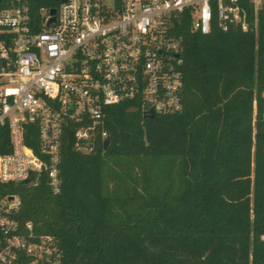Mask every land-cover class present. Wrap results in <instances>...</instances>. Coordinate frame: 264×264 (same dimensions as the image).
<instances>
[{"label": "trees", "instance_id": "1", "mask_svg": "<svg viewBox=\"0 0 264 264\" xmlns=\"http://www.w3.org/2000/svg\"><path fill=\"white\" fill-rule=\"evenodd\" d=\"M24 1L35 13L62 2ZM242 4L257 29L175 22L182 111L145 118L137 101L110 106L106 150L99 140L77 151L76 125L66 127L58 193L47 173L0 183V196L22 199L18 220L57 238L63 264H264V5ZM26 142L38 150L36 125ZM10 148L4 127L0 153Z\"/></svg>", "mask_w": 264, "mask_h": 264}, {"label": "built area", "instance_id": "2", "mask_svg": "<svg viewBox=\"0 0 264 264\" xmlns=\"http://www.w3.org/2000/svg\"><path fill=\"white\" fill-rule=\"evenodd\" d=\"M245 0H62L33 12L24 0L0 8V130L10 151L0 153V183H22L47 173L60 191L59 165L66 127L76 125L77 151L90 153L99 140L107 108L137 101L142 115L183 110L182 42L173 32L187 16L192 32L223 31L248 21ZM255 12L264 0H248ZM54 19L52 20V18ZM264 98V90L262 92ZM257 101H255V115ZM264 120V109L262 114ZM36 125L39 148L26 142ZM22 199L0 196V264H63L57 238L14 215Z\"/></svg>", "mask_w": 264, "mask_h": 264}, {"label": "water", "instance_id": "3", "mask_svg": "<svg viewBox=\"0 0 264 264\" xmlns=\"http://www.w3.org/2000/svg\"><path fill=\"white\" fill-rule=\"evenodd\" d=\"M55 12H56V9L53 8V9H52V13L55 14ZM53 19H54V17L52 18V20H53ZM154 116H155V114H154L153 110H151V111H149V112H146V113L144 114V117H145V118H153ZM110 142H111V139H110V137L108 136V137L104 140V142H103V147H104L105 150L108 148ZM36 177H37V172H32L31 175H30V177H29L28 179L22 181V183H23V184H27V183L31 182L32 180H35Z\"/></svg>", "mask_w": 264, "mask_h": 264}]
</instances>
